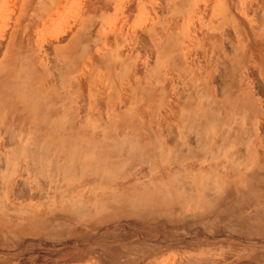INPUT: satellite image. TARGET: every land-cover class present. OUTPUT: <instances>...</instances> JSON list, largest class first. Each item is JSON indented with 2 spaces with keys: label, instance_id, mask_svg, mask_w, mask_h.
I'll return each instance as SVG.
<instances>
[{
  "label": "rangeland",
  "instance_id": "obj_1",
  "mask_svg": "<svg viewBox=\"0 0 264 264\" xmlns=\"http://www.w3.org/2000/svg\"><path fill=\"white\" fill-rule=\"evenodd\" d=\"M0 264H264V0H0Z\"/></svg>",
  "mask_w": 264,
  "mask_h": 264
},
{
  "label": "crops",
  "instance_id": "obj_2",
  "mask_svg": "<svg viewBox=\"0 0 264 264\" xmlns=\"http://www.w3.org/2000/svg\"><path fill=\"white\" fill-rule=\"evenodd\" d=\"M33 149H36V147H34ZM33 152H34V150H33ZM81 159V158H80ZM97 159H99V156H96V160ZM85 160V159H84ZM86 165V164H85ZM97 165V164H96ZM80 167V169H81V165L79 166ZM20 186V184H16V186H15V190L13 191V193L16 195V196H20L21 198L23 197V200L24 201H28V197L27 196H25V194H22L21 193V190L20 189H18V187ZM80 188L82 189V192H84V186H82V185H80ZM25 198V199H24ZM71 198H72V200L74 201V200H76V197L75 198H73L72 196H71ZM70 198V199H71ZM78 200H79V198H78ZM7 207V206H6ZM47 209H49L48 207H46ZM51 209H53V207H50ZM6 218H8V214L6 215ZM51 218V217H50ZM52 220H48L47 219V222H51ZM7 222H9V220H7ZM21 224V223H20Z\"/></svg>",
  "mask_w": 264,
  "mask_h": 264
},
{
  "label": "bare ground",
  "instance_id": "obj_3",
  "mask_svg": "<svg viewBox=\"0 0 264 264\" xmlns=\"http://www.w3.org/2000/svg\"><path fill=\"white\" fill-rule=\"evenodd\" d=\"M142 37V36H141ZM72 168V167H71ZM187 203V202H186ZM240 212V211H239Z\"/></svg>",
  "mask_w": 264,
  "mask_h": 264
}]
</instances>
